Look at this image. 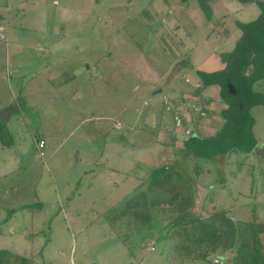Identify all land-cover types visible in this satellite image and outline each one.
Returning a JSON list of instances; mask_svg holds the SVG:
<instances>
[{
  "label": "rangeland",
  "instance_id": "1",
  "mask_svg": "<svg viewBox=\"0 0 264 264\" xmlns=\"http://www.w3.org/2000/svg\"><path fill=\"white\" fill-rule=\"evenodd\" d=\"M5 4L0 109L17 112L0 118V250L29 264H233L232 254L192 260L176 236L138 234L122 214L167 166L195 193L192 216L215 207L264 225L263 105L250 111L254 154L182 152L193 132L220 129L227 108L219 87L195 95L196 72L224 69L258 5L209 0V19L200 0H0V14ZM254 89L264 94V79Z\"/></svg>",
  "mask_w": 264,
  "mask_h": 264
},
{
  "label": "trees",
  "instance_id": "2",
  "mask_svg": "<svg viewBox=\"0 0 264 264\" xmlns=\"http://www.w3.org/2000/svg\"><path fill=\"white\" fill-rule=\"evenodd\" d=\"M208 1L200 0L210 19ZM238 1L258 5L260 16L254 22L238 24L242 36L233 52L222 55L224 69L213 73L196 72L200 84L195 95L200 96L210 87H219L221 101L227 106L221 113L224 123L212 136L203 137L196 132L187 136L182 149L185 158L211 160L232 153L251 155L259 148L253 131L256 120L250 111L264 106V94L254 89L264 79V1ZM229 86L235 89L236 95L230 93ZM3 131L0 125V134ZM178 175L177 170L167 166L152 171L146 189L140 191L139 188L136 197L126 201L122 215L130 218L127 226L130 227L133 220L138 234L167 231L163 240L176 236V249L192 260L207 261L211 255L232 254L233 264H264L260 239L264 225L253 221L236 222L227 217V211L213 212L207 218L191 217L196 196L194 192L188 193L190 186L185 190L187 182ZM157 210L169 216L171 226L155 225L159 222L155 216ZM29 263L30 260L11 251L0 250V264Z\"/></svg>",
  "mask_w": 264,
  "mask_h": 264
},
{
  "label": "crops",
  "instance_id": "3",
  "mask_svg": "<svg viewBox=\"0 0 264 264\" xmlns=\"http://www.w3.org/2000/svg\"><path fill=\"white\" fill-rule=\"evenodd\" d=\"M10 13H11V10L9 9V7L5 4L4 5V8L2 9V14H0V24H3L4 25V21L7 20L10 16ZM6 36V35H5ZM43 53L47 54L48 51L46 49L43 50ZM19 62V61H18ZM74 78H77V76H75ZM10 106H14V104H9L8 106H6L7 108L10 107ZM6 107H2V109H5ZM0 109V110H2ZM42 139V138H41ZM43 140V139H42ZM35 148H36V151H37V145H35ZM183 148H184V143H183ZM38 152V151H37ZM203 209L205 210V212H209V214L205 217H203L202 215H195V216H192L191 217H199V218H207L211 213L215 212V207L214 209L211 208L210 210H207L203 207ZM221 211H224V210H221ZM229 261L232 260V257L228 258Z\"/></svg>",
  "mask_w": 264,
  "mask_h": 264
},
{
  "label": "water",
  "instance_id": "4",
  "mask_svg": "<svg viewBox=\"0 0 264 264\" xmlns=\"http://www.w3.org/2000/svg\"><path fill=\"white\" fill-rule=\"evenodd\" d=\"M229 90H230V93L232 94V95H236V91H235V89L232 87V86H229ZM159 91H161V90H159ZM159 93V92H158ZM16 108H15V106H10V107H8V108H5V109H2V110H0V118L2 119V120H4V121H7V122H9L10 121V119H11V117L14 115V114H16Z\"/></svg>",
  "mask_w": 264,
  "mask_h": 264
},
{
  "label": "built area",
  "instance_id": "5",
  "mask_svg": "<svg viewBox=\"0 0 264 264\" xmlns=\"http://www.w3.org/2000/svg\"><path fill=\"white\" fill-rule=\"evenodd\" d=\"M0 32H3V29L0 28ZM2 39L5 38L4 35L1 36ZM177 124L179 125L180 122H177ZM181 125V124H180ZM45 148V142L42 140H37V151L41 153V155L43 156V149ZM215 264H223L222 262L215 260L214 261Z\"/></svg>",
  "mask_w": 264,
  "mask_h": 264
}]
</instances>
